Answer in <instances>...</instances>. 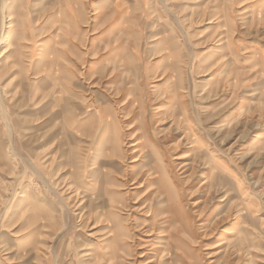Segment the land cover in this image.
Listing matches in <instances>:
<instances>
[{"label":"rangeland","instance_id":"rangeland-1","mask_svg":"<svg viewBox=\"0 0 264 264\" xmlns=\"http://www.w3.org/2000/svg\"><path fill=\"white\" fill-rule=\"evenodd\" d=\"M0 264H264V0H0Z\"/></svg>","mask_w":264,"mask_h":264},{"label":"bare ground","instance_id":"bare-ground-1","mask_svg":"<svg viewBox=\"0 0 264 264\" xmlns=\"http://www.w3.org/2000/svg\"><path fill=\"white\" fill-rule=\"evenodd\" d=\"M218 46H221V45H218ZM217 49H221V47H219ZM129 102H133V101H129ZM134 114H135V112H134ZM99 121H100V119L98 118V123H99ZM101 126H100L99 129L102 128ZM72 152H73V154H77V147H76V145L73 147ZM105 152H106L105 143H101L100 145L95 146V148L93 149V153H92L91 157H89V158L86 157V156H88V154L90 153V149L89 150L88 149L87 150H84L85 156H84V158H82L83 159L82 160V163L83 164L86 163V161H85V157H86V160L90 163V166L92 167L90 169V175H91L90 178H97V176H98L97 172L100 171V169H101L100 159L105 155ZM149 155H151V157H149V160L151 161V163L149 162V160H148V163H147V166H148L149 170L152 171V170L156 169L157 171H159V170L164 171V170L160 169L161 164H162L161 161L160 160H156V161L154 160L153 161L152 158H153L154 154H152L150 152ZM105 174H107V173H105ZM102 176H101V179H102ZM106 181H108V180H106Z\"/></svg>","mask_w":264,"mask_h":264}]
</instances>
